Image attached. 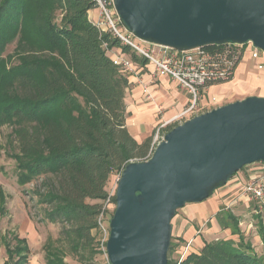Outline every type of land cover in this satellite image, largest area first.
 I'll list each match as a JSON object with an SVG mask.
<instances>
[{
  "label": "trees",
  "instance_id": "trees-1",
  "mask_svg": "<svg viewBox=\"0 0 264 264\" xmlns=\"http://www.w3.org/2000/svg\"><path fill=\"white\" fill-rule=\"evenodd\" d=\"M94 7L92 0H0V124L14 127L15 177L20 186L45 178L31 195L48 206L44 221L68 225L62 232L75 250L95 238L96 217L121 169L153 151L152 138L139 143L126 129L128 76L110 50L122 47L137 63L147 59L99 30L88 17ZM9 45L14 50L5 55ZM216 215L231 237L205 241L180 264H264L237 215L222 208ZM16 241L3 264L15 256L13 264L26 262L25 241ZM172 250L170 243L168 264L177 263ZM62 258L57 249L46 263L67 264Z\"/></svg>",
  "mask_w": 264,
  "mask_h": 264
},
{
  "label": "water",
  "instance_id": "water-1",
  "mask_svg": "<svg viewBox=\"0 0 264 264\" xmlns=\"http://www.w3.org/2000/svg\"><path fill=\"white\" fill-rule=\"evenodd\" d=\"M140 40L187 50L252 42L264 52V0H113ZM264 162V96L248 95L177 123L147 160L116 182L106 256L110 264H168L171 221L239 169Z\"/></svg>",
  "mask_w": 264,
  "mask_h": 264
},
{
  "label": "built area",
  "instance_id": "built-area-1",
  "mask_svg": "<svg viewBox=\"0 0 264 264\" xmlns=\"http://www.w3.org/2000/svg\"><path fill=\"white\" fill-rule=\"evenodd\" d=\"M96 11V17L90 18L96 27L110 34L112 38H116L123 46L130 47L138 55L146 58L147 61L155 68V74H165L172 81L178 83L189 96V104L173 117L163 119L155 127L152 139V150L157 143L164 138L169 128L177 123H182L189 117L198 114L199 99L206 92L211 84L219 81H226L232 78L238 63L246 56H250L256 62V69L260 70L264 67L263 61L260 59L264 56L263 51L253 45L252 42L242 43H223L210 46L196 47L187 50L171 48L162 44L150 43L137 38L132 31L127 30L120 17L118 16L113 0H92ZM122 48V47H120ZM113 50V49H112ZM110 50V52H112ZM113 63L118 65L121 70L128 76L134 71L136 62L125 56L122 52L111 53ZM154 77L150 83L154 82ZM144 87V86H143ZM147 99H151V93L147 86L143 88ZM216 102L214 97L211 98ZM159 115L163 113V107L157 108ZM152 153V152H151ZM151 155V154H150ZM149 155V156H150ZM135 160V159H133ZM131 160V161H133ZM119 177V176H118ZM108 187L107 195L102 202L100 212L96 217L95 230L98 233V247L106 254V241L109 236V222L115 209L116 182ZM240 187L236 191L231 201L225 202L223 210H229L237 201L242 198L246 200H254L258 207L255 212L264 211V162L260 163L249 178L245 182H241ZM187 249V247H186ZM186 250L177 259L176 264H180Z\"/></svg>",
  "mask_w": 264,
  "mask_h": 264
},
{
  "label": "rangeland",
  "instance_id": "rangeland-1",
  "mask_svg": "<svg viewBox=\"0 0 264 264\" xmlns=\"http://www.w3.org/2000/svg\"><path fill=\"white\" fill-rule=\"evenodd\" d=\"M13 46L9 45L7 47L5 55L13 52ZM17 152L14 127L11 123L3 122L0 124V195L4 197L3 201L0 198V264H3L6 259L4 250L6 245L11 244V246H15L17 243L16 240H20L22 237H26L29 247V256L26 260L27 264H47V254L57 249L62 251L63 262L67 264H110L106 254L98 247V233L95 229L91 231L95 238L88 245H81L75 250L71 247L68 237L62 232L63 228L68 226L65 222H47L42 219L48 206L40 204L36 197L31 195V191L35 188L42 189L41 184L45 178H37L25 186H20L15 177L17 165L15 156ZM260 163L255 162L249 164V166L239 169L235 175L241 173L244 177H247L248 173L245 174V171L249 167L259 166ZM234 195L235 193L233 192L228 197H225V202L231 201L229 199L232 196L234 197ZM221 202L213 209L219 207V210H221L225 205L224 201L223 203ZM200 203L205 205L207 201L203 200ZM194 205L196 204L190 205L188 203L178 208L175 217L171 221L172 235L170 243L173 245V250L170 258L173 260L179 259L184 250L186 252L188 250L186 248L183 250L180 249L179 244H182V241L184 244L186 241L179 240L178 242L176 233H174L178 218L186 219L188 221L186 226L190 225L192 227L195 224L205 231H208L207 228L210 227L206 221L207 217L210 216L209 212L207 211L205 215L195 216L191 213L192 211H189ZM257 209L258 207L255 205L254 200L242 198L241 201L233 204L229 210L237 215V225L241 233L244 234L245 240L251 243L254 251L264 258V239L262 237V231H264V211L256 213L255 210ZM260 213L261 223H259V219L256 216ZM211 220H217L219 223L220 219L218 215L212 214ZM212 221H210V224H212ZM224 229L227 230L228 234L232 235L231 229ZM191 242L192 239H189L185 247L189 248ZM13 262L10 264H13Z\"/></svg>",
  "mask_w": 264,
  "mask_h": 264
},
{
  "label": "crops",
  "instance_id": "crops-1",
  "mask_svg": "<svg viewBox=\"0 0 264 264\" xmlns=\"http://www.w3.org/2000/svg\"><path fill=\"white\" fill-rule=\"evenodd\" d=\"M95 15V10L90 9L88 11L89 18L96 17ZM115 50L124 53L123 49L120 47H115L112 52H115ZM112 52H110V55ZM124 54L129 57L128 54ZM260 60L264 63V56ZM133 67L134 71L128 75V87L124 96L126 129L137 142L141 143L147 138L153 139L155 127L161 120L173 117L176 113L183 110L189 104V96L185 90L179 86L177 82L172 81L169 76L161 73L155 74L154 66L148 61L144 63L136 62V65ZM155 75L154 82L150 83ZM143 86L148 87L151 93V99L146 98ZM248 95L264 96V67L260 70L256 69V62L252 60L250 56L246 55L238 63L232 78L211 84L208 90L202 94L199 99L200 109L198 113H203L206 110L216 108L219 105L230 103L235 100L244 99ZM212 97L216 99V102L212 101ZM160 105L163 107V113L161 115L157 112V108ZM255 168L256 167H249L245 171V174L248 173L247 177H244L241 173L236 174L234 178L230 179L221 187L222 189H217L211 196L205 199L207 201L205 205L200 202L192 203L196 204L192 209H189V211H192L191 213L193 215H205L207 211L209 212L210 216L206 219L210 225V227L207 228L208 231L202 230L201 227L195 224H193L192 227H190V225L186 226L188 221L184 218H178L174 233H176L178 242L179 240L186 241L184 244L183 241L182 244H179L181 250L186 248L185 246L189 239H192V242L189 248H187L188 250L186 253L198 252L205 241L208 242L212 239L231 237L227 230L221 227L217 220H211L212 214H216L218 212L217 210H219V207H217V209L213 208H216L221 201V203H223L224 198L228 197L231 193H236L240 186L239 184L245 182ZM112 177L115 179L117 176L114 175ZM210 221H212V224H210ZM21 239H24V244H26L28 250V252L24 251L23 254H26L28 257L29 247L27 239L26 237H22ZM7 245H9L10 249L14 248L11 244ZM6 247L4 248L6 254L5 261L8 259ZM18 258L19 256H15L14 261ZM24 264H27V261Z\"/></svg>",
  "mask_w": 264,
  "mask_h": 264
}]
</instances>
